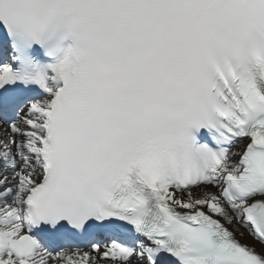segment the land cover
<instances>
[{
	"label": "snow or ice",
	"instance_id": "6c2138e0",
	"mask_svg": "<svg viewBox=\"0 0 264 264\" xmlns=\"http://www.w3.org/2000/svg\"><path fill=\"white\" fill-rule=\"evenodd\" d=\"M257 244L264 0H0V264H264Z\"/></svg>",
	"mask_w": 264,
	"mask_h": 264
},
{
	"label": "bare ground",
	"instance_id": "6f19581e",
	"mask_svg": "<svg viewBox=\"0 0 264 264\" xmlns=\"http://www.w3.org/2000/svg\"><path fill=\"white\" fill-rule=\"evenodd\" d=\"M245 242H252L255 243L252 237L245 235V237L242 238ZM260 251H264V248H261L260 246Z\"/></svg>",
	"mask_w": 264,
	"mask_h": 264
}]
</instances>
